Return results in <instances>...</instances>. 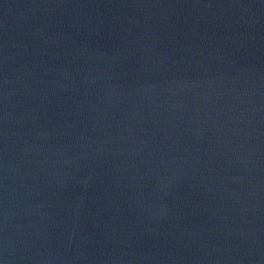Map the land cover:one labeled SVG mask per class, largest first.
Masks as SVG:
<instances>
[{
    "label": "water",
    "instance_id": "obj_1",
    "mask_svg": "<svg viewBox=\"0 0 264 264\" xmlns=\"http://www.w3.org/2000/svg\"><path fill=\"white\" fill-rule=\"evenodd\" d=\"M0 264H264V0H0Z\"/></svg>",
    "mask_w": 264,
    "mask_h": 264
}]
</instances>
